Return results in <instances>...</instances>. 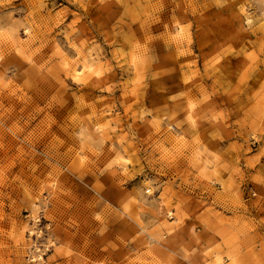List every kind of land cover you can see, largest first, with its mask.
<instances>
[{
	"label": "rangeland",
	"instance_id": "rangeland-1",
	"mask_svg": "<svg viewBox=\"0 0 264 264\" xmlns=\"http://www.w3.org/2000/svg\"><path fill=\"white\" fill-rule=\"evenodd\" d=\"M0 264H264V0H0Z\"/></svg>",
	"mask_w": 264,
	"mask_h": 264
},
{
	"label": "bare ground",
	"instance_id": "bare-ground-1",
	"mask_svg": "<svg viewBox=\"0 0 264 264\" xmlns=\"http://www.w3.org/2000/svg\"><path fill=\"white\" fill-rule=\"evenodd\" d=\"M55 234H56V238H59V234L57 232H55Z\"/></svg>",
	"mask_w": 264,
	"mask_h": 264
}]
</instances>
